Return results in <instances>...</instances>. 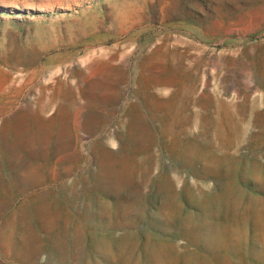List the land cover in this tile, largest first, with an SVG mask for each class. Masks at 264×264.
<instances>
[{
    "label": "rangeland",
    "instance_id": "1",
    "mask_svg": "<svg viewBox=\"0 0 264 264\" xmlns=\"http://www.w3.org/2000/svg\"><path fill=\"white\" fill-rule=\"evenodd\" d=\"M0 264H264V0H0Z\"/></svg>",
    "mask_w": 264,
    "mask_h": 264
},
{
    "label": "bare ground",
    "instance_id": "2",
    "mask_svg": "<svg viewBox=\"0 0 264 264\" xmlns=\"http://www.w3.org/2000/svg\"><path fill=\"white\" fill-rule=\"evenodd\" d=\"M156 16V15H155Z\"/></svg>",
    "mask_w": 264,
    "mask_h": 264
}]
</instances>
